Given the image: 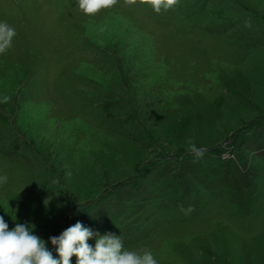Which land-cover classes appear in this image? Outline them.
I'll return each instance as SVG.
<instances>
[{
    "label": "rangeland",
    "instance_id": "374dc122",
    "mask_svg": "<svg viewBox=\"0 0 264 264\" xmlns=\"http://www.w3.org/2000/svg\"><path fill=\"white\" fill-rule=\"evenodd\" d=\"M0 22L9 230L56 259L81 222L157 264H264V0H0Z\"/></svg>",
    "mask_w": 264,
    "mask_h": 264
},
{
    "label": "clouds",
    "instance_id": "9594fccd",
    "mask_svg": "<svg viewBox=\"0 0 264 264\" xmlns=\"http://www.w3.org/2000/svg\"><path fill=\"white\" fill-rule=\"evenodd\" d=\"M127 5H134L137 0H124ZM117 0H77L78 9L84 14L94 16L101 9L115 6ZM142 5H150L154 12L168 10L177 5L178 0H139ZM16 35L13 27L0 22V53L11 47ZM4 102L9 97L4 96ZM189 150L198 158L203 152L189 145ZM8 177H0V183H6ZM35 225L16 223L9 230L3 216H0V264H70V258L76 257V264H157L151 251L137 252L124 248L120 237L111 233L100 235L76 222L59 236L49 238L55 246L59 259L53 258L46 242L33 234ZM95 237L94 247L87 243Z\"/></svg>",
    "mask_w": 264,
    "mask_h": 264
}]
</instances>
